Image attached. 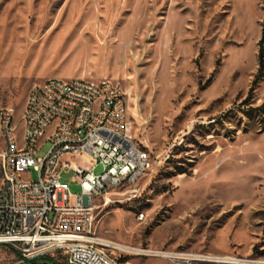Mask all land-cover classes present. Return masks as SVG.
Listing matches in <instances>:
<instances>
[{"label": "rangeland", "instance_id": "obj_1", "mask_svg": "<svg viewBox=\"0 0 264 264\" xmlns=\"http://www.w3.org/2000/svg\"><path fill=\"white\" fill-rule=\"evenodd\" d=\"M263 29L264 0H0V110L13 108L21 144L33 84L118 83L132 136L157 166L113 202L96 200L95 234L137 249L264 264ZM26 177L37 172L30 167ZM72 178L61 171L79 193ZM107 251L123 264H172L135 249ZM18 255L0 244V264H26ZM47 256L66 264L64 253Z\"/></svg>", "mask_w": 264, "mask_h": 264}, {"label": "built area", "instance_id": "obj_2", "mask_svg": "<svg viewBox=\"0 0 264 264\" xmlns=\"http://www.w3.org/2000/svg\"><path fill=\"white\" fill-rule=\"evenodd\" d=\"M13 108L0 110L4 147L0 152V244L24 259L64 253L67 264H123L93 235L96 200L113 202L118 189L144 175L147 151L132 136L125 94L108 78L68 80L47 77L33 84L22 113L21 144ZM49 147L35 157L42 145ZM102 163L103 170L92 169ZM37 178L26 177L29 168ZM72 170L81 190L71 194L60 179ZM109 241V240H107ZM113 242V241H111ZM114 248V247H111ZM141 254L167 258L172 264H255L251 259L186 250L138 248Z\"/></svg>", "mask_w": 264, "mask_h": 264}, {"label": "trees", "instance_id": "obj_3", "mask_svg": "<svg viewBox=\"0 0 264 264\" xmlns=\"http://www.w3.org/2000/svg\"><path fill=\"white\" fill-rule=\"evenodd\" d=\"M259 62H260V67L258 69V74L256 75L257 77L262 74L263 70H264V63L262 62V58H263V44H264V29L262 31L261 37L259 39ZM257 79V78H256ZM256 79L253 81V84H255ZM249 92H252V87L250 88ZM264 106V103H263ZM18 257L21 259L20 255H18ZM23 262H25L26 264H63L60 263L59 261L53 259L50 256L47 255H41V256H37L34 258H29V259H24Z\"/></svg>", "mask_w": 264, "mask_h": 264}, {"label": "bare ground", "instance_id": "obj_4", "mask_svg": "<svg viewBox=\"0 0 264 264\" xmlns=\"http://www.w3.org/2000/svg\"><path fill=\"white\" fill-rule=\"evenodd\" d=\"M147 161H151L150 160V158H149V156H148V154H147ZM151 166L152 165H145L144 166V174L146 173V171L148 170V169H150L151 168ZM0 175H1V167H0ZM141 176H136V181L140 178ZM93 235L94 236H97L96 234H95V232H94V225H93ZM105 243L106 244H108V245H110L111 247H116V248H119V249H128V250H130V249H135V250H139V249H137V248H133V247H131V246H128V245H124V244H120V243H116V242H111V241H105ZM252 261H254V260H252Z\"/></svg>", "mask_w": 264, "mask_h": 264}, {"label": "crops", "instance_id": "obj_5", "mask_svg": "<svg viewBox=\"0 0 264 264\" xmlns=\"http://www.w3.org/2000/svg\"><path fill=\"white\" fill-rule=\"evenodd\" d=\"M48 255V254H47ZM50 255H54V254H50ZM65 261H66V258H65ZM67 264V263H66Z\"/></svg>", "mask_w": 264, "mask_h": 264}]
</instances>
